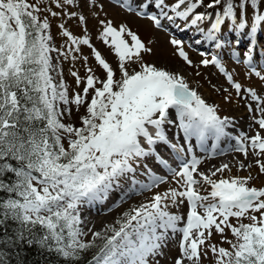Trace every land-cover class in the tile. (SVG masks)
I'll return each instance as SVG.
<instances>
[{
  "label": "snow or ice",
  "instance_id": "snow-or-ice-1",
  "mask_svg": "<svg viewBox=\"0 0 264 264\" xmlns=\"http://www.w3.org/2000/svg\"><path fill=\"white\" fill-rule=\"evenodd\" d=\"M262 2L209 0L205 4V0H172L169 4L167 0H116L120 7L146 17L157 28L162 27V18L170 22L182 18L186 25H198L212 15L214 22L207 39L214 41L226 19L236 22L237 9V29L245 27L244 17L250 7L255 12L252 31L264 30V12L255 11ZM54 3L63 12L76 0ZM150 8L159 12L150 13ZM199 8L213 12L196 11ZM42 12H50L53 17L61 15L48 8L44 0H0V264H12L13 251L24 247L55 255L56 264H84V254L94 247L97 252L87 264H161V259L167 258V245L177 235L179 255L172 264H203L210 253L214 257L212 264H264V187H249L251 175L213 179L229 165L216 168L210 175L200 172L201 161L195 156L183 158V146L171 143L165 134V125L174 124L178 116L185 140L195 136L203 141L209 135L219 139L225 135L227 118L221 119L216 107L191 89L178 72L145 63L143 54L152 49L126 25L113 26L104 20L99 21L103 25L100 39L118 57L115 70L91 45L87 35L77 37L63 23L59 25L68 50L80 52V46L87 45L106 74L101 80L87 68L88 75L82 81L72 71L76 83L84 82L85 86L82 94H74L70 100L63 81H56L51 74L57 65L50 55L56 52L67 59L68 52L50 46L52 36L46 32L50 23L47 16L41 19ZM65 14L77 17L75 11ZM78 23L86 24V17L79 15ZM171 44L191 65L181 41L172 39ZM221 46L217 42L216 47ZM250 53L251 50L246 54L249 60ZM83 59L87 61L88 57ZM136 63L139 69L130 71L127 65ZM200 63L215 65L241 94V84L234 82L216 56ZM246 91L257 102L254 110L249 107L250 112L259 113L253 121L264 130V95L251 88ZM224 99L230 102L231 95ZM71 104L85 108L79 127L64 122ZM158 143L170 146L180 161L178 169L170 167L156 152ZM249 148L253 155L264 156V135L258 131L252 137L238 138L236 151L247 157ZM187 151L191 152V147ZM149 156H155L168 169L177 186L156 192L148 202L123 212L116 221L118 227L106 228L110 235L96 231L91 240H84L87 233L82 227V208L106 199ZM256 164L264 173V161L257 159ZM239 166L245 167L243 163ZM148 174L150 181L141 185L142 190L168 182L165 177L150 171ZM136 183L133 178L132 184ZM205 185L211 191L202 195L197 186ZM185 204L186 220L170 211ZM233 217L251 222L236 226L230 223ZM182 220L185 222L178 226ZM226 229L234 241L225 236ZM213 230L229 248L211 243ZM97 240L103 243L97 246Z\"/></svg>",
  "mask_w": 264,
  "mask_h": 264
},
{
  "label": "rangeland",
  "instance_id": "rangeland-1",
  "mask_svg": "<svg viewBox=\"0 0 264 264\" xmlns=\"http://www.w3.org/2000/svg\"><path fill=\"white\" fill-rule=\"evenodd\" d=\"M138 2L139 0L136 3ZM208 2L209 0H205V4ZM167 3L171 4L172 0H167ZM44 4L52 11L61 12V10L56 7L54 0H44ZM73 11L77 13V17H69L65 14ZM148 11L150 13L159 12V10L155 8H150ZM196 11H207L210 14L213 12L212 9L205 8H199ZM216 11H219V9H216ZM255 11L264 12V2H262ZM79 15L86 17V24L78 23ZM169 15H172L170 11ZM254 15L255 12L249 7L244 17L245 27L237 29L235 23L240 22L239 9H237L236 22L234 23L233 21L226 19L225 23L220 26V30L215 33L217 37V40L215 41L207 39V33L209 29H211V23L214 22V16L212 15L209 16V19L199 22L198 25H191L190 22L186 25L182 18H175V22H170L169 20L162 18L161 22H164L167 25L166 27L162 25V27L157 28L151 20L146 17H139L134 12L130 13L126 9L120 7L115 1L111 0H87V2H85V0H76V3L66 6L63 12H61V15L53 17L50 12H42L41 19L45 16L49 19L50 27L46 32L52 36L50 46L59 49L61 52H68L67 59H65L64 56H58L56 52H52L50 55L53 57V64L57 65L56 69L51 74L56 81H63L67 88L70 100L74 94H82L83 87L85 86L84 82L79 85L76 83L75 77L71 75L72 71L77 72L82 81H84L88 75L87 68H91V74L101 80L106 78V74L95 61L94 56L91 54V49L87 45H81L80 52L68 50V46L65 44L66 38L63 37L59 25L63 23L65 28L77 37L87 35L91 45L101 53L106 62H108L114 70L119 63L118 57H116L114 50H112L109 45L104 44L100 39L103 25H101L99 21H111L113 26H119L122 24L126 25L131 31L139 36L141 41L145 43L146 47L152 49L150 53L143 54L145 63L154 64L157 67L178 72L185 78L190 86H194L195 91H197V93L208 104L216 107L217 115L221 119L227 118L229 122L228 124H231L230 127H226V130L229 137L231 136L230 140L235 143L234 149L232 147L227 149V151L220 150L210 159H201L199 158V150H196L195 148L196 152H193V156L201 161V164L198 165L199 171L210 175L216 168L227 164L229 165V169H225L223 173L217 172L216 176L212 178H246L251 175L252 179L248 180V186L262 188L264 187V173H260L256 160L260 159L261 161H264V156L257 157L253 155L250 148L248 149L247 157H245L243 153L236 151L238 138L242 135L252 137L258 131L261 135H264V130L259 129V126L253 121V116L259 118V113L249 111V107L253 110L256 108L257 102L253 101L250 94L246 91L251 88L258 95H264V80L261 79V76H264V30L257 28L255 31H252ZM201 24L202 27L200 30L199 26ZM169 25L174 28L178 27L179 29H173L169 27ZM192 29H197V31H199L198 34H195L194 36L189 35L188 33H190ZM194 33L195 31H192V34ZM125 38L130 40L128 37ZM172 39L181 41L180 46L183 47L189 58L192 60L191 65L178 55L177 46L171 44ZM205 40H209L210 42L207 41L206 43ZM201 42H203V44H201ZM217 42L221 43L222 46L220 48L216 47ZM72 47L74 48L75 46ZM249 50H251L250 60L248 55H246L249 53ZM73 56L77 57V59L73 60ZM84 56L88 57L87 61H84ZM212 56H216L224 65L225 70L232 74L234 82L241 84V94L238 95L236 93V90L227 82L225 75L221 73L215 65L210 63L205 66L200 63L202 59L211 60ZM247 64H251L252 69ZM127 66L130 71L133 69H139V63L129 64ZM257 72L260 73V76L256 75ZM115 79H120L119 72H117ZM97 86L99 87L100 85ZM225 89H227V92L224 91ZM229 94L231 95L230 102L224 99V97ZM91 95L92 90L89 91V96L87 98L89 101ZM241 95H243L244 98H241ZM68 107L70 108V113H65L64 122L72 123L75 127H79L80 117L85 114V108L83 106H76L75 104H71ZM171 111L175 112V109H172ZM166 136L169 137L168 135ZM224 138L228 139L227 136ZM224 138L220 137L222 141H224ZM172 139L174 143L183 146L185 151L182 153L188 156L186 160L193 157L187 151L188 147L186 146V143L189 141L184 142L186 140L183 138L182 143H178L175 138ZM189 143L191 144V142ZM240 163H243L245 167L240 168ZM248 165H251V167H248ZM143 168V165L140 164L135 173L129 174L128 180L121 181V186L110 192L108 197L102 200L106 204L110 202L109 200L115 199L116 201L114 206L107 209V211L104 210V213L98 211L97 208L96 210H93L89 205L82 208L80 212L81 218L84 221L82 227L87 233V235L83 237L84 240H91L92 232L96 231H99L104 235H110L111 233L107 232L106 228L110 226L118 227L116 221L122 218L123 212L128 211L132 207L148 202L151 196L156 192L164 191L168 187L177 186L168 172L165 174L166 180L168 181L167 183L143 190L138 186L139 188H132L134 191L125 195L123 190H128V186L134 187L132 184L133 178L137 182L136 185L147 184V174H142ZM173 168L178 169V166H173ZM197 187L200 188L199 186ZM200 189L203 190L200 191L202 195H207L211 191V188L208 185H205ZM170 211L184 217L188 211V207L185 204L180 209H170ZM199 211L203 213V209H199ZM183 222L184 221L182 220L180 225L183 224ZM239 222L250 223L251 221L246 218L242 219V221H237L234 217L230 218V223L233 225L238 226ZM88 229H91V232H89ZM225 236L229 240L234 241V237L230 230H225ZM179 239L180 236L177 235L167 245L165 249L167 258L161 259V264H172V260L179 255ZM95 243L99 246L103 241L97 240ZM211 243L225 247L226 249L230 247L228 243L223 242V237L220 234L215 233L214 230ZM93 249H97V247H94ZM209 255L210 258H205L203 264H212L214 257L211 256V253Z\"/></svg>",
  "mask_w": 264,
  "mask_h": 264
},
{
  "label": "bare ground",
  "instance_id": "bare-ground-1",
  "mask_svg": "<svg viewBox=\"0 0 264 264\" xmlns=\"http://www.w3.org/2000/svg\"><path fill=\"white\" fill-rule=\"evenodd\" d=\"M138 0H133V2L134 3H136ZM209 41V40H208ZM210 42V41H209ZM201 44H203V42H201ZM189 87L191 88V89H193V90H195V88H194V86H190L189 85ZM241 98H244V96L243 95H241ZM171 111V110H170ZM179 122H180V120H179V118L178 117H176V122L174 123V124H170V125H165V134L166 135H168L170 138L172 137V138H175L176 140H177V142L178 143H182V141H183V138H182V136H181V133H180V127H179ZM231 126V124H227V126L226 127H230ZM226 127H225V129H224V131H225V135H223V136H221L222 138H224L225 136H227V138L228 139H223L224 141H222L221 139H220V137H219V139H217V142H215V144H210V142L208 141V137H206L205 139H204V141H203V143H204V148L203 149H201L200 150V154H199V158H201V159H207V158H211V157H213V155H216V153H217V151L218 150H222V151H227V149H230V148H232L233 147V149H234V145H235V143L232 141V140H230V137H229V134L227 133V130H226ZM146 146V145H145ZM160 146H163V144L162 143H158L156 146H155V148H159ZM186 146L189 148V147H191V152H188L190 155H193L194 153V147H196L195 145H193V147H192V145L191 144H187L186 143ZM147 147V146H146ZM210 153H212V154H210ZM152 159V157L151 156H149V157H146V158H143V162H149L150 160ZM134 188H139L138 187V185H136V184H134ZM132 191H134V189L132 190ZM132 191H130V192H132ZM119 197V196H118ZM115 200H114V202L112 203V204H110V205H108L106 208H103V207H101V206H99L96 202H94L93 204H91V205H89L90 207H92V209L93 210H96V208H97V210L98 211H103V210H107L108 208H110V207H113L114 206V204H115Z\"/></svg>",
  "mask_w": 264,
  "mask_h": 264
},
{
  "label": "trees",
  "instance_id": "trees-1",
  "mask_svg": "<svg viewBox=\"0 0 264 264\" xmlns=\"http://www.w3.org/2000/svg\"><path fill=\"white\" fill-rule=\"evenodd\" d=\"M97 252V249H91L83 256L84 264L92 259V256ZM62 259V258H61ZM56 264L57 257L55 255H48L47 253H40L36 248L24 247L22 249L13 251L12 264Z\"/></svg>",
  "mask_w": 264,
  "mask_h": 264
}]
</instances>
